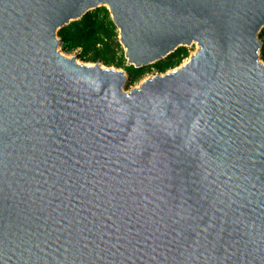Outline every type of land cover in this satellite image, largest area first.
Listing matches in <instances>:
<instances>
[{"label":"water","instance_id":"water-1","mask_svg":"<svg viewBox=\"0 0 264 264\" xmlns=\"http://www.w3.org/2000/svg\"><path fill=\"white\" fill-rule=\"evenodd\" d=\"M107 7L124 91L58 33ZM264 0H0V264H264Z\"/></svg>","mask_w":264,"mask_h":264},{"label":"trees","instance_id":"trees-1","mask_svg":"<svg viewBox=\"0 0 264 264\" xmlns=\"http://www.w3.org/2000/svg\"><path fill=\"white\" fill-rule=\"evenodd\" d=\"M63 40L64 51H80L79 58L86 63H102L107 67L123 68L132 86L139 82L148 72L164 74L179 67L189 57L187 48H179L164 61L146 69H137L126 65L125 54L118 41V29L114 25L110 12L99 8L85 15L77 22L63 28L58 33ZM260 39L263 42L261 59L264 61V31Z\"/></svg>","mask_w":264,"mask_h":264},{"label":"rangeland","instance_id":"rangeland-1","mask_svg":"<svg viewBox=\"0 0 264 264\" xmlns=\"http://www.w3.org/2000/svg\"><path fill=\"white\" fill-rule=\"evenodd\" d=\"M101 8H106V9H107V7H101ZM117 38H118V41H119V31H118V37H117ZM58 40H60L59 37H58ZM119 43H120V41H119ZM186 48H187V50H188V52H189V57L186 58V59L182 62V64H181L179 67H177V68H175V69H173V70H170V71H168V72H166V73H170V72H172V71H175V70L181 68L184 64H186V63L189 61L190 57H191L192 55H194L195 52L198 50V46L195 45V44L192 45V46H188V47H186ZM58 50H59V52H60L63 56H65L66 58H68V59L74 58V59L77 61V63L80 64V65L94 66V65H96V64H100L103 68L111 69V70H113V71H120V72H124V73H126V72H125V69H123V68L120 69V68H116V67H107V66L103 65L102 63H91V62L86 63V62L82 61V60L79 58V53H80L79 50H78V51H64L63 48H62V44L58 47ZM121 50H122V52L125 54V49H124L122 46H121ZM261 62L264 63V61H263L262 59H261ZM126 65L128 66L127 60H126ZM166 73H164V74H166ZM126 74H127V73H126ZM164 74L156 73V72H148V73H146V74L142 77V79H141L139 82L135 83L134 85H132V86H128V84H129V82H128L127 86L124 88V91H125L126 93H129V92H131V91H133V90H135V89H138V88L140 87V85H141L144 81H146L147 79H150V78H152V77H154V76H156V75H164ZM127 76H128V75H127Z\"/></svg>","mask_w":264,"mask_h":264},{"label":"bare ground","instance_id":"bare-ground-1","mask_svg":"<svg viewBox=\"0 0 264 264\" xmlns=\"http://www.w3.org/2000/svg\"><path fill=\"white\" fill-rule=\"evenodd\" d=\"M192 46V45H191Z\"/></svg>","mask_w":264,"mask_h":264}]
</instances>
